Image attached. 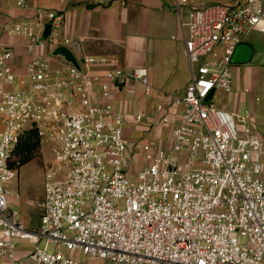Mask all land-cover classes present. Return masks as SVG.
Segmentation results:
<instances>
[{
    "label": "built area",
    "instance_id": "1",
    "mask_svg": "<svg viewBox=\"0 0 264 264\" xmlns=\"http://www.w3.org/2000/svg\"><path fill=\"white\" fill-rule=\"evenodd\" d=\"M172 2L191 80L183 96L156 104L158 119L135 116L149 121L140 140L109 100L128 83L153 96L146 67L124 70L116 58L87 54L79 66L58 59L50 48L69 42L61 11L38 9L39 32L29 21L5 23L6 35L28 38L31 57L20 73L12 50L0 52V264H90L81 255L109 264H264V141L248 111L240 125L216 99L233 91L238 45L264 32V0L189 8L186 19L190 0ZM33 126L52 157L39 223L30 227L9 208L21 196L10 188L19 174L10 159ZM20 240L29 244L22 259Z\"/></svg>",
    "mask_w": 264,
    "mask_h": 264
},
{
    "label": "crops",
    "instance_id": "2",
    "mask_svg": "<svg viewBox=\"0 0 264 264\" xmlns=\"http://www.w3.org/2000/svg\"><path fill=\"white\" fill-rule=\"evenodd\" d=\"M25 1L26 6H18L16 0H0V52L3 45L12 50L14 53L12 61L20 73L25 72V65L31 57L25 48L28 38L6 35L5 23L29 21L39 32L41 29L36 23L38 9L43 12L61 11L66 17L62 40L69 41L65 46L71 48L77 60L85 54L105 56L118 59L117 65L124 70L140 66L148 69L150 82L156 90L153 96H145L142 86L128 83L109 100L126 116L128 111L136 105L138 108L136 115L146 113L156 120L158 119L156 104L168 103L167 96L185 94L191 80V67L185 46V32L172 0ZM235 1L190 0L189 7L183 10V18H187L189 8L231 4ZM47 23L49 22L44 21L42 35ZM77 42L78 45L75 44ZM56 48H50L52 54ZM263 54L264 32H253L236 48L232 73L236 70L241 76L248 74L251 78L255 72L257 77L259 71L264 72ZM54 65H56L55 62ZM108 67V65L98 66L95 67V71L103 74ZM5 87L14 88L9 84H5ZM221 93L225 92L219 94ZM233 97L236 105L239 97L235 94ZM257 97L251 100V110L247 111L254 116L257 115L258 122L264 127V102L260 108L258 104L262 102V99L259 97L257 101ZM233 105L222 103L218 106L235 113ZM148 126L149 124L143 126L144 132ZM164 131L166 130L163 127ZM260 137L264 141V137ZM18 245L17 255L19 259H22L28 252L29 244L20 240ZM21 264L32 263L25 259Z\"/></svg>",
    "mask_w": 264,
    "mask_h": 264
},
{
    "label": "rangeland",
    "instance_id": "3",
    "mask_svg": "<svg viewBox=\"0 0 264 264\" xmlns=\"http://www.w3.org/2000/svg\"><path fill=\"white\" fill-rule=\"evenodd\" d=\"M229 1L231 2L232 0ZM233 82V92L228 94H219L216 98L218 101L217 105L222 103H226L228 105L234 104L235 115L238 117L237 122L240 124L241 118L246 116V111L251 110L250 104L253 98L259 96L262 99V102L258 104V106L260 108L262 107V103L264 102V72L259 71L257 73V77L254 72L252 77L249 78L248 74L246 76L245 74H242L241 76V74L234 70ZM234 94L239 97L236 105L233 97ZM129 111L127 113V117L130 120L126 122V126L128 127V136L131 140H140L145 136L143 126L148 125L149 121L135 123L134 118L138 111L136 105H134ZM157 115L159 114L157 113ZM257 117V115L254 116L253 113H250L247 124L250 125L257 134L264 137V127L258 122ZM164 129L166 131H164L162 139L157 141L159 144L165 142L170 126H164ZM51 157L49 146L45 143H41V157L24 165L19 170L17 178L10 185V188L18 191L21 196L18 199H12L9 204V208L19 210L22 219L30 227L37 225L39 221V215L42 209L41 204L44 199V175L45 171L49 167ZM80 257L82 262L90 264H109L107 261L87 259L83 255Z\"/></svg>",
    "mask_w": 264,
    "mask_h": 264
},
{
    "label": "trees",
    "instance_id": "4",
    "mask_svg": "<svg viewBox=\"0 0 264 264\" xmlns=\"http://www.w3.org/2000/svg\"><path fill=\"white\" fill-rule=\"evenodd\" d=\"M41 137L37 127H28L11 152L10 166L18 171L26 164L41 157Z\"/></svg>",
    "mask_w": 264,
    "mask_h": 264
},
{
    "label": "water",
    "instance_id": "5",
    "mask_svg": "<svg viewBox=\"0 0 264 264\" xmlns=\"http://www.w3.org/2000/svg\"><path fill=\"white\" fill-rule=\"evenodd\" d=\"M50 30H51V26L49 23H47L45 26L44 32H43V38H46L49 35ZM75 44L78 45L79 43L77 42ZM53 55L59 56V57L63 58L64 60L71 62L72 64H74L76 66H79V62H78L74 52L68 46H65V45L58 46L53 51Z\"/></svg>",
    "mask_w": 264,
    "mask_h": 264
}]
</instances>
